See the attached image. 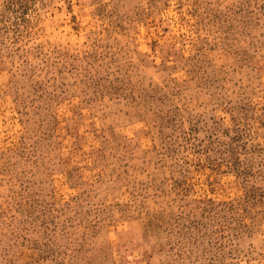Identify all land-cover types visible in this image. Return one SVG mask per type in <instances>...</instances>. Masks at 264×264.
Masks as SVG:
<instances>
[{"label":"rangeland","instance_id":"obj_1","mask_svg":"<svg viewBox=\"0 0 264 264\" xmlns=\"http://www.w3.org/2000/svg\"><path fill=\"white\" fill-rule=\"evenodd\" d=\"M0 264H264V0H0Z\"/></svg>","mask_w":264,"mask_h":264}]
</instances>
